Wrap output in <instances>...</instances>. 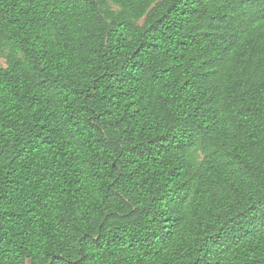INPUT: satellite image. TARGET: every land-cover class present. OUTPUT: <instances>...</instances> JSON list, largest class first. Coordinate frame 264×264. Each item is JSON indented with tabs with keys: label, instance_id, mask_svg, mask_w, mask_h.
<instances>
[{
	"label": "trees",
	"instance_id": "trees-1",
	"mask_svg": "<svg viewBox=\"0 0 264 264\" xmlns=\"http://www.w3.org/2000/svg\"><path fill=\"white\" fill-rule=\"evenodd\" d=\"M0 264H264V0H0Z\"/></svg>",
	"mask_w": 264,
	"mask_h": 264
},
{
	"label": "rangeland",
	"instance_id": "rangeland-1",
	"mask_svg": "<svg viewBox=\"0 0 264 264\" xmlns=\"http://www.w3.org/2000/svg\"><path fill=\"white\" fill-rule=\"evenodd\" d=\"M1 65H5V63H4V61H3V60H2V61H1V63H0V66H1Z\"/></svg>",
	"mask_w": 264,
	"mask_h": 264
}]
</instances>
